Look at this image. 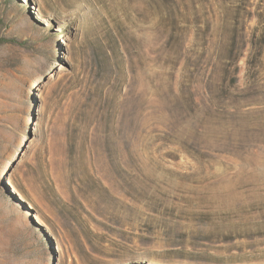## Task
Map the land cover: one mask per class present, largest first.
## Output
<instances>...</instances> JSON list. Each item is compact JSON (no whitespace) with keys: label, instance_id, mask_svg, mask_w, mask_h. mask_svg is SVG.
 Here are the masks:
<instances>
[{"label":"rangeland","instance_id":"1","mask_svg":"<svg viewBox=\"0 0 264 264\" xmlns=\"http://www.w3.org/2000/svg\"><path fill=\"white\" fill-rule=\"evenodd\" d=\"M263 34L264 0H0V264H264Z\"/></svg>","mask_w":264,"mask_h":264},{"label":"trees","instance_id":"2","mask_svg":"<svg viewBox=\"0 0 264 264\" xmlns=\"http://www.w3.org/2000/svg\"><path fill=\"white\" fill-rule=\"evenodd\" d=\"M245 42H248L247 37H243L242 39ZM261 43H264V34L261 36L260 40ZM243 52L244 51H240L239 49H231L230 50V56H231V61H230V66L232 65V67H234V71L232 74V80H239V73H240V68H239V60L241 59V57L243 56ZM195 99V98H194Z\"/></svg>","mask_w":264,"mask_h":264},{"label":"bare ground","instance_id":"3","mask_svg":"<svg viewBox=\"0 0 264 264\" xmlns=\"http://www.w3.org/2000/svg\"><path fill=\"white\" fill-rule=\"evenodd\" d=\"M34 86H35V84H34ZM12 186H13L12 191H13L14 193H17V194H19L21 197H24L23 194L21 193V191L19 190V188H17V186H16L15 184H12ZM38 220H39V219H38ZM39 221H41V220H39Z\"/></svg>","mask_w":264,"mask_h":264}]
</instances>
